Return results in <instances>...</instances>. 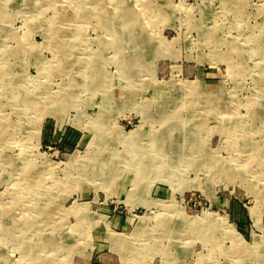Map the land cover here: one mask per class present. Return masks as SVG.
<instances>
[{"label":"rangeland","instance_id":"obj_1","mask_svg":"<svg viewBox=\"0 0 264 264\" xmlns=\"http://www.w3.org/2000/svg\"><path fill=\"white\" fill-rule=\"evenodd\" d=\"M0 264H264V0H0Z\"/></svg>","mask_w":264,"mask_h":264},{"label":"bare ground","instance_id":"obj_2","mask_svg":"<svg viewBox=\"0 0 264 264\" xmlns=\"http://www.w3.org/2000/svg\"><path fill=\"white\" fill-rule=\"evenodd\" d=\"M106 16H107V15H106ZM226 112H227V111H226ZM3 127H4V126H3ZM177 127H178V126H177ZM223 127H224V126H223ZM185 128H186V127H185ZM185 128H184V129H185ZM193 129H194V128H193ZM193 129H192V130H193ZM224 129H225V128H224ZM4 130H5V129H4ZM133 130H134V129H133ZM186 130H187V129H186ZM189 130H190V129H189ZM5 131H6V130H5ZM132 132H133V131H132ZM180 132H181V131H180ZM174 133H176V132H174ZM174 135H175V134H174ZM155 138H156V137H155ZM165 146H166V145H165ZM142 160H143V159H142ZM144 162H145V161H144ZM98 163H100V162H98ZM217 165H218V164H217ZM219 165H220V164H219ZM225 165H226V164H225ZM220 166H221V165H220ZM238 169H239V168H238ZM140 175H141V174H140ZM233 175H234V174H233ZM233 175H232V176H233ZM118 239H120V238H118ZM120 240H121V239H120ZM118 245H119V244H118Z\"/></svg>","mask_w":264,"mask_h":264}]
</instances>
